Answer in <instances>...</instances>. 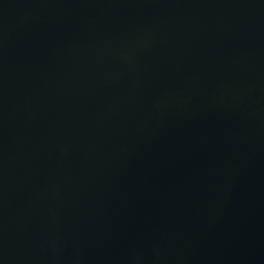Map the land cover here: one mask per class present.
Masks as SVG:
<instances>
[{
    "label": "water",
    "instance_id": "95a60500",
    "mask_svg": "<svg viewBox=\"0 0 264 264\" xmlns=\"http://www.w3.org/2000/svg\"><path fill=\"white\" fill-rule=\"evenodd\" d=\"M0 264H264V0H0Z\"/></svg>",
    "mask_w": 264,
    "mask_h": 264
}]
</instances>
